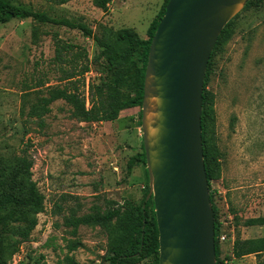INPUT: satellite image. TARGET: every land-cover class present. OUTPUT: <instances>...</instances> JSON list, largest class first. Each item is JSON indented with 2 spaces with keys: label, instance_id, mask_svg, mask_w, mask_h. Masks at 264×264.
<instances>
[{
  "label": "rangeland",
  "instance_id": "374dc122",
  "mask_svg": "<svg viewBox=\"0 0 264 264\" xmlns=\"http://www.w3.org/2000/svg\"><path fill=\"white\" fill-rule=\"evenodd\" d=\"M10 2L52 18L81 21L96 35L103 27L127 28L144 40L165 0H112L107 13L93 0H69L64 5L53 0ZM57 40L88 53L86 86H78L89 107L87 85L99 83L103 76L102 60L95 61L101 49L92 38L31 19L0 25V158L18 156L27 146L32 180L45 198L30 240L7 264H65V240L71 238L63 226L65 217L73 212L88 215L95 208L105 212L113 202L140 204L149 188L145 165L135 164L131 173L126 168L142 151L141 108L124 110L113 122L86 123L72 116L69 104L57 100L44 117V127L28 122L30 133L24 136L28 108L47 89L67 84L66 74L78 70L71 55L62 52L56 58ZM206 90L212 94L214 141L220 152L219 177L210 183L219 237L225 236L224 242L218 241L220 264H264L263 255H232L236 238L264 237V225H244L251 218H264V0L233 20L229 40L213 59ZM78 237L81 245L69 255L76 264H107L110 250L103 228L80 226Z\"/></svg>",
  "mask_w": 264,
  "mask_h": 264
},
{
  "label": "trees",
  "instance_id": "16d2710c",
  "mask_svg": "<svg viewBox=\"0 0 264 264\" xmlns=\"http://www.w3.org/2000/svg\"><path fill=\"white\" fill-rule=\"evenodd\" d=\"M53 1L57 5H64L69 0ZM257 1L250 0L242 11ZM111 2L112 0H93V5L103 13H107ZM167 2L168 0H165L159 14L150 24L147 30V39L143 40L127 28L113 30L103 27L100 34L96 35L81 21L52 18L47 13L16 6L10 0H0V25L12 20L31 19L39 24L65 26L79 30L84 37L92 38L101 49L95 56V61L102 60L99 72L103 76L99 83H88L89 107H86V100L78 84H81L83 88L86 86L84 76L90 71L88 53L80 46L63 45L57 40L56 58H61L62 52L71 55L72 64L78 70L66 74L64 79L67 80V84L63 87L55 86L47 89L45 95L40 96L28 108L25 114L24 136L30 133L27 127L28 122L36 123L40 129L44 127V117L49 114L50 105L57 100H63L69 104L72 107V116L80 122L86 123L113 122L122 111L141 108L149 47ZM235 17L222 29L210 55L202 95L201 138L214 216L216 264L223 263V260L219 259V222L210 183L219 177L220 152L214 141L212 94L206 90V84L215 55L231 36ZM73 49L78 50L74 52ZM135 55H137V61L133 60ZM125 89L130 93H126ZM141 150L140 153L128 160L127 173H131L137 163L145 165L143 143H141ZM32 165V158L27 153V146L21 150L18 156L10 159L0 158V264H7L18 252L21 244L30 240V236L38 224L37 216L44 211L45 198L39 191L36 182L32 180ZM148 191L149 188L140 204H134L131 200H125L122 204L113 202L105 212L95 208L94 212L88 215L76 216L73 212L65 217L63 226L69 229L68 234L71 236L70 239L65 240L67 250L64 257L65 264H76L73 256L69 255L81 245L78 237L80 226H99L106 231L110 250V255L105 257L107 264H139L145 260H150V264H158V230L152 198L147 199ZM56 207L60 208L58 205ZM256 224L264 225V218H251L244 225ZM1 227H3V231ZM232 255L234 258L249 255L264 256V237L246 240L236 238L232 244Z\"/></svg>",
  "mask_w": 264,
  "mask_h": 264
},
{
  "label": "water",
  "instance_id": "95a60500",
  "mask_svg": "<svg viewBox=\"0 0 264 264\" xmlns=\"http://www.w3.org/2000/svg\"><path fill=\"white\" fill-rule=\"evenodd\" d=\"M249 1L168 0L152 37L141 131L158 264H216L201 138L203 84L222 29Z\"/></svg>",
  "mask_w": 264,
  "mask_h": 264
},
{
  "label": "built area",
  "instance_id": "2783aa9c",
  "mask_svg": "<svg viewBox=\"0 0 264 264\" xmlns=\"http://www.w3.org/2000/svg\"><path fill=\"white\" fill-rule=\"evenodd\" d=\"M219 241L222 243V242H224L225 241V236L224 235H221L220 237H219Z\"/></svg>",
  "mask_w": 264,
  "mask_h": 264
}]
</instances>
